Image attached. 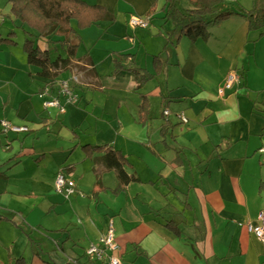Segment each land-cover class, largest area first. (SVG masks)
Masks as SVG:
<instances>
[{
  "label": "crops",
  "instance_id": "crops-1",
  "mask_svg": "<svg viewBox=\"0 0 264 264\" xmlns=\"http://www.w3.org/2000/svg\"><path fill=\"white\" fill-rule=\"evenodd\" d=\"M83 1L105 7L124 24L131 16L148 19L150 26L158 23L157 32L146 41L136 39L144 42L146 56L144 67L138 68L154 76L148 83L154 85L142 90L150 101L148 121L139 123L138 97L129 104L105 99L100 104L102 117L97 118L102 128L95 124L96 133L81 132L92 104L91 99L83 104V91L101 87L89 53H77L70 67L53 80L39 76L36 67L26 71L27 79L21 77L20 83L24 90L28 83L35 85L29 93L19 88L6 95L1 91L0 264H13L20 257L25 264H93L85 250L98 243L108 219L113 221L123 264H264V242L246 229L264 211V28L250 31L244 18L233 16L210 28L206 39L190 42L182 37L176 43L178 30L163 18L165 0ZM226 2L245 11L264 7V0ZM7 5L0 19L8 18L12 25L0 23V36L13 32L14 38L21 28L10 19L8 1ZM101 24L111 26L95 25ZM10 47L0 45L4 71L12 66ZM135 50L137 55L140 48ZM117 54L123 66L133 64L134 57L123 56L134 54ZM232 70L239 82L220 95ZM72 76L78 79L71 85L77 103L66 105L64 114L49 112L56 109L44 103L57 98L64 104L59 84ZM127 80L129 89L136 87L130 76ZM1 121L26 131L4 133ZM56 140L64 144L40 146ZM102 145L119 151L127 174L138 179L121 193L111 192L118 181L114 171L97 161L101 154L89 158L82 149ZM77 149L82 159L69 162ZM59 171L76 184L68 200L55 191ZM36 224L52 235L53 259L45 255L42 242H29L24 236L22 229Z\"/></svg>",
  "mask_w": 264,
  "mask_h": 264
},
{
  "label": "trees",
  "instance_id": "trees-1",
  "mask_svg": "<svg viewBox=\"0 0 264 264\" xmlns=\"http://www.w3.org/2000/svg\"><path fill=\"white\" fill-rule=\"evenodd\" d=\"M10 4V14L13 21L19 23L23 32L24 41L22 51L26 56L28 65L36 67L38 75L53 80L56 73L66 70L72 64L80 45L78 28L95 25L98 22H108L112 25L115 21L113 14L103 6L89 5L83 0H7ZM179 0H165L163 6L164 19L173 24L178 30L176 43L186 37L190 42L206 39L209 29L219 25L233 16H239L247 21L250 31H259L264 28V7L253 8L245 11L240 7L228 6L226 0H188L191 8L180 11ZM155 9L152 4L150 14ZM13 32L7 37L0 36V45H15ZM40 41H44L43 44ZM166 40L163 50L167 47ZM123 57H131L124 55ZM132 60V57L130 58ZM118 68L125 69L118 59L113 60ZM126 70V69H125ZM128 72L134 74L136 90L141 89L145 83L154 78L146 70L137 67L128 68ZM138 106L139 123L145 125L148 121L149 107L147 96L139 94ZM86 156L91 158L98 152L101 156L97 159L106 170L114 171L118 184L111 192L118 194L124 191L131 182H137L134 175L125 171L127 162L124 156L111 146H83ZM99 186L100 183L97 182ZM100 190L106 189L101 187ZM167 226L178 235L179 232L172 222ZM13 264H25L22 257L16 259ZM73 264V263H66Z\"/></svg>",
  "mask_w": 264,
  "mask_h": 264
},
{
  "label": "rangeland",
  "instance_id": "rangeland-1",
  "mask_svg": "<svg viewBox=\"0 0 264 264\" xmlns=\"http://www.w3.org/2000/svg\"><path fill=\"white\" fill-rule=\"evenodd\" d=\"M8 6L7 0H0V12L4 10V8ZM179 9H187L190 8V3L188 0H180L178 3ZM8 12L9 7H8ZM10 19L13 20V17L10 14ZM128 21L126 24L122 23L121 21H118L115 16L114 23L107 28L105 24H101L100 26L97 25H90L83 28H78L75 23L73 22V26L79 31L81 35V42L78 47L77 53L78 55H83L85 53H89L88 55L91 57V59L94 62L95 71L98 76L97 80L98 83L101 85L95 86V88H87L83 91V104L85 105V102L91 99L92 104L91 107L88 110L85 111V115L90 113L89 119L86 122H83V126L79 129L81 130L84 135H92L96 133V129L94 128V125L96 124L99 129H101V125L99 124V117H102L101 115V103L105 101V99H117L121 101H127V104L132 102L134 98L138 100L139 94L143 93L142 90L147 87V89L154 84H148L150 81L145 83V87L143 86L141 89L136 90L135 88L129 89L127 85V78L130 76L133 80H135L134 74L131 72H128V68L133 67H144V61H145V54L142 48V45H145L144 42H137L136 39H142L146 41L148 38V35L150 33L155 34L158 29V23L153 24V26H150L149 29H137L136 31H132L128 27ZM3 22L5 26L12 25V22L9 21L8 18H4ZM0 19V23H3ZM18 27L19 23L16 24ZM160 29V28H159ZM15 37L13 38L15 42L18 43V46H12L8 50L13 52V56L11 58L12 66H10V70H1L0 67V93L3 91L4 93L2 95H6L7 92L11 93L15 89L19 88L23 93H29L33 90L35 87L34 84L28 83V86H24L26 90H24L22 84L20 83L21 77H24L27 79V72L29 70H34V67L28 66L26 64L25 55H23V52L21 51V46L24 41L23 32L21 29L15 30ZM5 34V32L3 33ZM136 41L135 47L133 46L132 42ZM44 42V41H42ZM139 47L140 51L136 55V48ZM130 52L132 55L134 62L132 65H125L124 68H118L115 66L113 59H120L121 57H118L117 53L121 52ZM1 59V58H0ZM14 77V79H13ZM63 78V76H62ZM63 81V80H62ZM2 82V83H1ZM123 86H118V84H121ZM137 86V84H136ZM101 88V89H100ZM138 97V98H137ZM47 101V100H45ZM140 101V99H139ZM148 102L150 104V101L148 99ZM1 105V104H0ZM87 107V105L85 106ZM156 113H158V108L155 109ZM49 112H55L56 110H49ZM93 116V117H92ZM159 114L157 115V117ZM112 117V116H111ZM106 121H112L110 117H103ZM187 119V118H186ZM125 121L129 122L130 120L128 117L125 118ZM14 127H20L15 126L14 124H11ZM88 128V129H87ZM77 131V130H76ZM78 132V131H77ZM87 132V134L85 133ZM13 133V132H12ZM12 133H9L10 135H14ZM79 133V132H78ZM23 137L21 136L20 139ZM67 143H69L67 141ZM64 143L61 141L56 140V144H54L52 141L40 144L41 147H56V146H62ZM39 145V144H37ZM35 145L36 149L39 147ZM3 149L0 147V152ZM38 151V150H36ZM83 153L80 151V149H77L75 153L72 154V156L69 159V162L77 161L78 159H82ZM6 165V164H4ZM64 176L67 175L64 173ZM67 178V177H66ZM42 218H44V214L42 213L40 215ZM30 227H25L22 229L24 232V236L28 239L29 242H42L44 246H42V249L47 252L45 255L51 257L53 259L54 255L52 254V249L54 250V243L52 235L49 231L43 230V228H38V224ZM43 227V226H42ZM34 229V230H32Z\"/></svg>",
  "mask_w": 264,
  "mask_h": 264
},
{
  "label": "built area",
  "instance_id": "built-area-1",
  "mask_svg": "<svg viewBox=\"0 0 264 264\" xmlns=\"http://www.w3.org/2000/svg\"><path fill=\"white\" fill-rule=\"evenodd\" d=\"M150 26L149 20L139 16H131L128 21V27L130 30L147 29ZM239 75L232 70L229 72L219 88L218 93L223 95L227 90H231L232 87L239 82ZM76 76H72L70 79H66L60 82V94L65 98L64 104L57 98H52L44 103L45 108H55L59 114H64L66 111V105H72L77 103V96L72 90V84L77 82ZM164 116L169 115L168 110H163ZM176 117L184 124L187 123V119L183 114H177ZM1 127L4 133L13 132L20 133L25 132L24 127H14L10 123L1 121ZM55 191L60 194L63 199L68 200L76 193V184L73 180L64 176L63 171H59L55 178ZM247 231L257 238L260 242H264V211H259L253 222L246 224ZM120 248L116 242L115 230L112 219H108L105 231L100 236L97 244H90L85 250V256L93 264H123L119 256Z\"/></svg>",
  "mask_w": 264,
  "mask_h": 264
}]
</instances>
